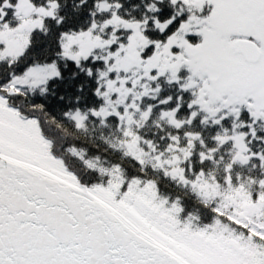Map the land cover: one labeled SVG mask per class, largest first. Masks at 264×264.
<instances>
[{
	"label": "snow or ice",
	"instance_id": "obj_1",
	"mask_svg": "<svg viewBox=\"0 0 264 264\" xmlns=\"http://www.w3.org/2000/svg\"><path fill=\"white\" fill-rule=\"evenodd\" d=\"M0 264H264V0H0Z\"/></svg>",
	"mask_w": 264,
	"mask_h": 264
}]
</instances>
